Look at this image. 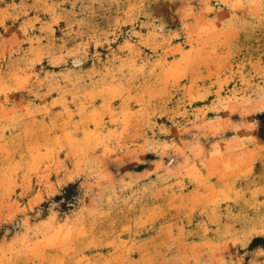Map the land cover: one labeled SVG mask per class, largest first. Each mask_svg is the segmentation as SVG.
<instances>
[{
	"label": "rangeland",
	"instance_id": "rangeland-1",
	"mask_svg": "<svg viewBox=\"0 0 264 264\" xmlns=\"http://www.w3.org/2000/svg\"><path fill=\"white\" fill-rule=\"evenodd\" d=\"M0 264H264V0H0Z\"/></svg>",
	"mask_w": 264,
	"mask_h": 264
}]
</instances>
